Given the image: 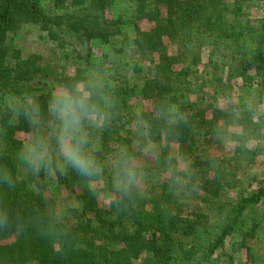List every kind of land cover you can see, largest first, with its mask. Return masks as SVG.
<instances>
[{
  "label": "trees",
  "instance_id": "1",
  "mask_svg": "<svg viewBox=\"0 0 264 264\" xmlns=\"http://www.w3.org/2000/svg\"><path fill=\"white\" fill-rule=\"evenodd\" d=\"M263 15L264 0H0V159L16 176L0 195L27 221L23 231L14 224L0 229V264H238L237 255L249 254L258 224L247 229V213L264 204V185L235 200L228 192L235 173L254 169L264 155L254 121L264 104ZM26 29L39 40L17 41ZM109 48L127 63L111 61ZM67 63L73 71L58 76ZM92 77L103 78L115 100L111 125L97 133L101 158L119 144L135 150V115L143 112L160 146L157 167L145 169L140 191L127 199L110 191L108 177L55 173L78 205L75 220L63 221L50 211L44 172L23 175L13 163L29 129L5 100L27 93L43 99L52 89L40 80L61 85ZM157 101L183 113L174 139L153 117ZM221 125L225 138L217 136ZM172 146L179 184L166 163ZM185 191L217 202L208 212L214 222L208 213L186 214L179 204Z\"/></svg>",
  "mask_w": 264,
  "mask_h": 264
},
{
  "label": "clouds",
  "instance_id": "2",
  "mask_svg": "<svg viewBox=\"0 0 264 264\" xmlns=\"http://www.w3.org/2000/svg\"><path fill=\"white\" fill-rule=\"evenodd\" d=\"M5 106L14 119H23L29 129L12 154L13 163L25 173L63 175L71 171L86 180L108 177L110 191L122 199L131 198L140 191L146 172L139 154L149 156L156 151L152 139L153 122L143 112H137L135 150L119 144L107 160L102 159L97 133L111 125L115 109L110 87L103 78L61 84L43 99L33 93L11 95L6 98ZM151 111L165 138L174 139L185 119L179 107L157 101ZM216 132L220 138L229 134L224 125L218 126ZM176 159L177 155L173 154L166 163L169 175L179 184L184 177L176 175ZM183 168L190 175L187 161L183 162ZM15 184L12 168L0 159V189L12 188ZM10 224L23 231L27 221L0 195V229ZM36 226L43 225L37 221ZM47 227L54 228L55 221L50 220Z\"/></svg>",
  "mask_w": 264,
  "mask_h": 264
},
{
  "label": "rangeland",
  "instance_id": "3",
  "mask_svg": "<svg viewBox=\"0 0 264 264\" xmlns=\"http://www.w3.org/2000/svg\"><path fill=\"white\" fill-rule=\"evenodd\" d=\"M125 6L120 7L122 10H124ZM124 8V9H123ZM119 9V10H120ZM264 16V15H263ZM38 39V33L35 30L32 29H26L23 32H21L17 38V41L24 42V43H31ZM118 47L121 45L118 44ZM95 48V53L98 52L101 54V52H105L102 47ZM110 51V48H109ZM106 53V52H105ZM109 59L111 61H117L119 62V59L122 58L121 63L126 62L124 56L115 53V52H109ZM62 64V63H61ZM107 66V65H106ZM73 71V68L71 67L70 63H67L66 66L60 65L57 68V74L58 76L62 73H70ZM127 74L129 75L130 72L128 71ZM56 77V79L58 78ZM55 78L51 80H40V87H45L46 89L51 88L54 89L58 87V83L54 81ZM48 88H47V87ZM257 112L254 117V121L261 124V134L264 137V104L257 105ZM156 151L153 154H150L149 156H145L144 154H140V163L144 167V169L152 170L157 167V164L155 162L156 154L158 153V150L160 146L155 145ZM171 156L173 154H176L178 156L177 147L172 146L170 149ZM218 156V154H216ZM222 157V155L220 156ZM23 175H25V172H22ZM45 180L47 182V199L49 203V208L51 213L56 216L60 220H69L70 222H73L76 217L75 210H78V205H76L73 201L69 200L66 193L61 190L56 181L55 173L45 174ZM165 176V175H164ZM234 182V189L228 192V199L229 200H235L236 198L242 196H245L247 194H250L257 186H263L264 185V155L262 158L257 160V165L254 167V169L245 171L244 175L235 173V178L233 180ZM195 187V185L193 186ZM180 196V195H179ZM178 196V197H179ZM179 204L183 206L184 211L186 214L191 213H208L211 207H214L217 202H211V200L205 196L203 193L198 192H190L185 191L184 196L181 197V201H179ZM209 214V213H208ZM211 216V214H209ZM247 217L250 218V221H247V229L251 228L253 225L252 221L255 220V223L258 224V229L256 230L255 238L250 242V252L247 254V252L243 251L238 257V264H264V204L260 205L259 207L253 208L248 211ZM211 220L212 216H211ZM214 222V221H213ZM252 223V224H250ZM235 240H231L228 243V247L226 252H229V247H231L234 244Z\"/></svg>",
  "mask_w": 264,
  "mask_h": 264
}]
</instances>
